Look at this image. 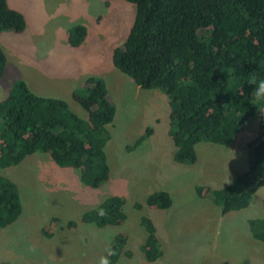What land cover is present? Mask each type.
<instances>
[{"label": "rangeland", "instance_id": "1", "mask_svg": "<svg viewBox=\"0 0 264 264\" xmlns=\"http://www.w3.org/2000/svg\"><path fill=\"white\" fill-rule=\"evenodd\" d=\"M9 4L25 15L27 27L22 34L0 33L7 57L0 80L6 90L0 95L23 80L38 96L69 99L71 109L85 119L87 111L71 97L82 82L98 77L106 82L117 111L105 148L110 177L98 189L86 186L79 170L60 168L46 154L0 168V175L18 186L22 202L19 219L0 228V264H98L119 234L127 237L125 250L131 257L122 255L116 264H264V243L253 238L248 224L250 219H264V188L247 208L227 214L210 199L212 190L248 169L247 143L257 136L259 118L251 117L228 145L199 143L198 161L179 164L169 135L167 96L133 81L120 82L119 74L128 77L113 65V51L125 44L134 22V4L122 0L110 6L105 0H9ZM79 25L87 28L88 38L74 48L69 32ZM148 128L151 135L128 149ZM158 191L170 194L171 205L163 209L146 205ZM113 196L125 199L127 218L122 225L100 228L81 222L85 212ZM136 203L143 207L136 209ZM143 216L154 222L163 252L154 262H148L141 249L147 237ZM70 221L78 223L76 229H61ZM43 229L52 236L46 237Z\"/></svg>", "mask_w": 264, "mask_h": 264}, {"label": "trees", "instance_id": "2", "mask_svg": "<svg viewBox=\"0 0 264 264\" xmlns=\"http://www.w3.org/2000/svg\"><path fill=\"white\" fill-rule=\"evenodd\" d=\"M116 0H105L109 6ZM136 6V15L125 44L114 49L113 65L144 90H159L170 105L169 135L179 164L198 161L201 142L230 144L244 131L251 117L259 118L257 136L247 143L248 169L221 189L210 192L211 202L223 214L247 208L264 188V109L254 103L253 80L264 78V0H122ZM25 15L0 0V33L22 34ZM88 30L79 25L69 32L74 48L86 40ZM7 57L0 47V80ZM73 96L87 111L75 113L62 99L34 94L23 80L14 82L0 101V168L21 164L37 153L49 155L60 168L80 171L81 181L98 189L110 177L105 148L108 127L116 118V106L106 83L98 77L82 82ZM152 129L128 149L137 148ZM168 192L152 193L146 205L163 209L171 205ZM125 199L113 196L85 212L81 222L103 228L126 220ZM143 205L136 203L135 208ZM22 214L18 186L0 175V228L14 224ZM254 239L264 243V219L248 221ZM147 232L141 247L146 260L163 255L154 222L143 216ZM70 221L61 229H76ZM46 237L52 236L45 229ZM127 237L116 236L110 249L111 264L125 250Z\"/></svg>", "mask_w": 264, "mask_h": 264}, {"label": "clouds", "instance_id": "3", "mask_svg": "<svg viewBox=\"0 0 264 264\" xmlns=\"http://www.w3.org/2000/svg\"><path fill=\"white\" fill-rule=\"evenodd\" d=\"M253 84H255L254 89V103L259 104L261 109H264V78H260L258 80H253ZM264 113V111H261ZM105 255H101L98 259V264H111L110 257L114 255L110 248H107Z\"/></svg>", "mask_w": 264, "mask_h": 264}, {"label": "crops", "instance_id": "4", "mask_svg": "<svg viewBox=\"0 0 264 264\" xmlns=\"http://www.w3.org/2000/svg\"><path fill=\"white\" fill-rule=\"evenodd\" d=\"M10 5V4H9ZM111 5V4H110ZM109 5V6H110ZM11 7V6H10ZM12 8V7H11ZM14 9V8H13ZM88 38V37H87ZM87 38H86V40H87ZM85 40V41H86ZM85 41H84V44H85ZM84 44H82L81 46H83ZM7 68V67H6ZM124 75V74H123ZM117 79L120 81V82H131V81H133L131 78H125L124 76H121L120 74L118 75V77H117ZM128 79H130V80H128ZM134 82V81H133ZM30 83V82H29ZM106 83V82H105ZM6 84H5V82H0V92H5V88H6V86H5ZM12 88V87H11ZM11 90V89H10ZM10 90L8 91V93L10 92ZM8 93H6V95L5 94H3V95H0V101H2L7 95H8ZM74 93V92H73ZM2 96V97H1ZM72 100L71 101H73V100H75V98H74V96H73V94H72ZM68 103L70 102V100L68 99V100H66ZM36 155V154H35ZM33 156V155H32ZM259 258L260 257H258V260H257V262H259ZM256 262V263H257Z\"/></svg>", "mask_w": 264, "mask_h": 264}]
</instances>
